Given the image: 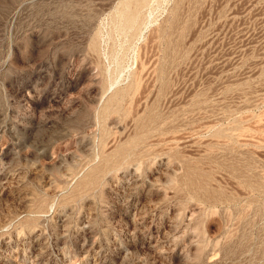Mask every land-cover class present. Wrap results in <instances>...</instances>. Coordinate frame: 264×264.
Instances as JSON below:
<instances>
[{
  "label": "rangeland",
  "instance_id": "374dc122",
  "mask_svg": "<svg viewBox=\"0 0 264 264\" xmlns=\"http://www.w3.org/2000/svg\"><path fill=\"white\" fill-rule=\"evenodd\" d=\"M0 264H264V0H0Z\"/></svg>",
  "mask_w": 264,
  "mask_h": 264
}]
</instances>
